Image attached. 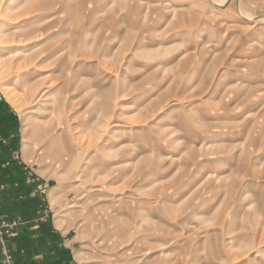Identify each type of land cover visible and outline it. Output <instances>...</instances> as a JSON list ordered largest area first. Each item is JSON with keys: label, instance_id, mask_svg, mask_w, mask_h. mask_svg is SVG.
I'll list each match as a JSON object with an SVG mask.
<instances>
[{"label": "rangeland", "instance_id": "374dc122", "mask_svg": "<svg viewBox=\"0 0 264 264\" xmlns=\"http://www.w3.org/2000/svg\"><path fill=\"white\" fill-rule=\"evenodd\" d=\"M0 95L78 264H264V0H0Z\"/></svg>", "mask_w": 264, "mask_h": 264}, {"label": "crops", "instance_id": "0c3cea01", "mask_svg": "<svg viewBox=\"0 0 264 264\" xmlns=\"http://www.w3.org/2000/svg\"><path fill=\"white\" fill-rule=\"evenodd\" d=\"M20 126L0 95V264H78L20 160Z\"/></svg>", "mask_w": 264, "mask_h": 264}, {"label": "bare ground", "instance_id": "6f19581e", "mask_svg": "<svg viewBox=\"0 0 264 264\" xmlns=\"http://www.w3.org/2000/svg\"><path fill=\"white\" fill-rule=\"evenodd\" d=\"M19 53V52H18Z\"/></svg>", "mask_w": 264, "mask_h": 264}]
</instances>
